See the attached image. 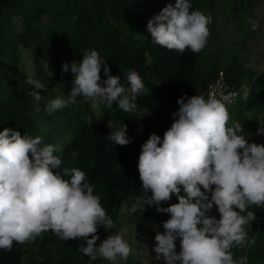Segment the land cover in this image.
I'll list each match as a JSON object with an SVG mask.
<instances>
[{
  "label": "clouds",
  "instance_id": "clouds-1",
  "mask_svg": "<svg viewBox=\"0 0 264 264\" xmlns=\"http://www.w3.org/2000/svg\"><path fill=\"white\" fill-rule=\"evenodd\" d=\"M211 23L212 17L194 9L191 0H175L148 19L146 29L153 44L180 54L186 49L198 53L207 44ZM250 23L253 29L259 26L251 19ZM61 68L62 74H73L72 86L66 96L45 104L48 114L77 104V97L90 101L93 110L115 104L132 112L145 89L135 69L127 70L121 83V76L110 74L95 49L82 50L78 61L62 63ZM26 83L31 86L27 94L40 111L38 90L46 85L38 78H28ZM234 97V92L223 91L207 97L181 95L163 136L151 133L140 145L137 168L143 191L131 203L124 201L121 211L135 213L155 206L156 212L168 214L153 245L156 259L163 264H248L247 255L234 259L231 249L255 243L245 230L254 213H243L250 205L264 206V144L249 142L240 122L228 123L227 105ZM108 127L107 137L115 145L131 142L126 124ZM257 134L264 135V126L257 128ZM58 151L40 136H22L10 127L0 130V249L10 251L13 242L34 241L51 230L63 241L83 239L85 244L78 250L88 261L103 258L118 264V258L126 260L132 250L120 231L94 246L98 226L112 229L116 225L84 171L72 168L69 179L56 171L62 163ZM172 196L177 202L161 206ZM214 206L219 218L210 215Z\"/></svg>",
  "mask_w": 264,
  "mask_h": 264
},
{
  "label": "trees",
  "instance_id": "trees-1",
  "mask_svg": "<svg viewBox=\"0 0 264 264\" xmlns=\"http://www.w3.org/2000/svg\"><path fill=\"white\" fill-rule=\"evenodd\" d=\"M191 3L194 9L212 17L208 27L213 33L215 0H191ZM168 4L174 5L175 0H0V130L15 128L22 136H40L45 143L55 144L59 149L56 154L62 160L56 171L64 179H69L72 168L85 172L87 180L95 186L94 194L99 195L102 207L116 225L112 229L98 226V235L116 231L123 201L132 193L135 197L142 194L137 168L140 145L151 133L163 136L172 123L170 114L179 107L178 97L183 94L207 97L209 83L221 71L225 83L237 91L235 101L227 105L228 123L240 122L243 135L256 129V119L249 121L244 109H252L264 98V72L260 64L252 65L248 49L245 59L232 60L222 67L208 65L199 52L186 49L180 54L153 44L146 23ZM249 7H253L252 3ZM249 16L264 20V13L260 17L253 13ZM21 49L32 50L34 78L45 83L49 70L67 94L73 74L70 71L62 74L61 65L78 61L84 49H95L101 61L105 60L109 66L110 74L121 76V83L125 82L124 73L135 69L145 89L132 112H124L115 104L98 110L85 108L89 101L77 97L80 111L68 115L61 123L42 125L29 111L25 93L30 76L21 68ZM100 75L103 79L102 70ZM116 122L127 125V135L132 138L128 145H115L108 139V124ZM73 151L77 153L75 157L70 155ZM175 202L176 197L172 196L161 206ZM247 212L254 213V219L245 225L249 238L264 222V206L250 205L243 214ZM133 215L154 222L160 229L168 219V214L156 212L155 206H145ZM210 215L219 218L215 206ZM46 232L30 241L27 257L25 248L29 241L13 242L10 251L0 249V264H22L24 260L28 264H72V255L76 247L85 244L84 240L59 239L62 255L54 262L48 246L52 240L43 236ZM231 251L233 258L239 259L242 246H234Z\"/></svg>",
  "mask_w": 264,
  "mask_h": 264
},
{
  "label": "rangeland",
  "instance_id": "rangeland-1",
  "mask_svg": "<svg viewBox=\"0 0 264 264\" xmlns=\"http://www.w3.org/2000/svg\"><path fill=\"white\" fill-rule=\"evenodd\" d=\"M252 3L253 7L249 5ZM249 10V12H248ZM215 30L210 33L211 39L207 38L206 46L199 52L200 57L204 56L208 65L222 67L229 64L232 60L241 61L246 58V50L250 51L251 63L260 68L264 72V20L258 21L255 18H250L249 13L256 14L260 17L264 13V0H215L214 8ZM204 13V12H203ZM258 22L256 29L252 28L250 23ZM20 55L22 58L21 68H25L30 78H34V57L31 49H21ZM51 70V69H50ZM48 78L45 84H48L45 89L38 90L42 94V99L39 101L40 111L36 110V104L27 94L26 99L29 101V111L39 124H53L55 122H63L68 115H74L79 110L78 104H70L61 110H57L52 114L44 111L45 104L59 95H67L64 90L53 80L51 72L48 70ZM253 80V79H252ZM250 84V81L246 82ZM245 91V95H247ZM90 101L87 104L89 108ZM88 110V109H83ZM229 111V110H228ZM249 121L256 119V129L252 133L244 134L249 142L264 144V135L257 134V128L264 125V98L255 105L252 109H244ZM135 194L132 193L126 200L131 203ZM124 200V201H126ZM123 201V202H124ZM118 211L119 228L107 234H99V239L94 246L107 238V235H114L117 231L124 234L131 247V253L126 260H119L118 264H163V260H157L156 254L153 251L155 243L154 236L156 231L163 232V229L157 227L152 221H144L130 212H122L121 208ZM260 224V223H259ZM50 238L52 241L48 245L50 254L54 262L58 261L62 255V247L58 245L59 238L51 231H47L43 236ZM254 240L255 243L245 244L242 246L241 256L247 255L248 264H264V222L257 228V231L248 238ZM30 241L26 245L27 252L30 250ZM79 249V248H78ZM76 247L72 255V264H111V262L103 258H97L95 261H88V256L83 255ZM176 251L179 252V238L176 241ZM22 264H28L25 260Z\"/></svg>",
  "mask_w": 264,
  "mask_h": 264
},
{
  "label": "built area",
  "instance_id": "built-area-1",
  "mask_svg": "<svg viewBox=\"0 0 264 264\" xmlns=\"http://www.w3.org/2000/svg\"><path fill=\"white\" fill-rule=\"evenodd\" d=\"M213 91L217 92V94L220 91L225 92V94H227L228 92H234L235 93L234 101L237 98V91L234 90L232 87L228 86L227 83H225L221 71L219 72L218 76L208 85L207 93L209 94L210 92Z\"/></svg>",
  "mask_w": 264,
  "mask_h": 264
}]
</instances>
